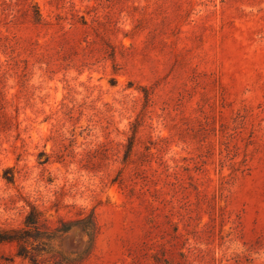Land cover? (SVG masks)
Masks as SVG:
<instances>
[{
  "label": "rangeland",
  "instance_id": "374dc122",
  "mask_svg": "<svg viewBox=\"0 0 264 264\" xmlns=\"http://www.w3.org/2000/svg\"><path fill=\"white\" fill-rule=\"evenodd\" d=\"M32 206L95 215L72 264H264V0H0V230Z\"/></svg>",
  "mask_w": 264,
  "mask_h": 264
},
{
  "label": "trees",
  "instance_id": "16d2710c",
  "mask_svg": "<svg viewBox=\"0 0 264 264\" xmlns=\"http://www.w3.org/2000/svg\"><path fill=\"white\" fill-rule=\"evenodd\" d=\"M59 223L60 226L55 228L49 226L43 219L42 212L32 206L26 217L24 227L0 230V246L6 244L16 245L18 248L17 255L24 259H29L33 264H38V257L43 253L59 255L60 264H72L88 257L99 229L95 215L89 214L79 217L75 221L60 219ZM74 228H79L84 235L89 237V246L81 254V259L77 261H71L63 256L61 252H55L52 248L55 241L69 234Z\"/></svg>",
  "mask_w": 264,
  "mask_h": 264
}]
</instances>
